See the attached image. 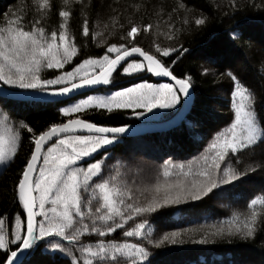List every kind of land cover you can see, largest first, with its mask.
Instances as JSON below:
<instances>
[{
  "label": "snow or ice",
  "instance_id": "obj_1",
  "mask_svg": "<svg viewBox=\"0 0 264 264\" xmlns=\"http://www.w3.org/2000/svg\"><path fill=\"white\" fill-rule=\"evenodd\" d=\"M77 3L78 0H20L0 21V85L25 90L16 93L0 88L3 97L0 104L7 109L0 110V162H11L17 157L23 143L22 130L28 134L31 145L30 156L14 186V197L21 211L15 215L10 233L7 225L13 218L0 215V249L8 250L0 264H16L18 253L34 249L38 241L45 240L59 257L53 264H61V261L66 264H152L144 244L130 242L127 238L155 245L176 244L184 242V232H168L153 241L149 221L136 220L184 201L204 202L205 197L211 199L227 194L233 182L246 175L233 166L231 157L264 143V128L257 123L254 95L237 75L229 72L233 84L231 124L209 143L195 168L191 162L186 167L183 163L164 160L160 173L163 179L158 178L144 190L148 195L144 192L137 195L122 171L128 165L122 161L107 164L113 159L110 148L115 147L114 142L121 141V134L126 133L128 125L105 126L81 119L79 114L86 110L114 113L131 109L133 116L140 117L153 109H175L182 96L190 95L192 77L178 78L165 66L163 58L171 59L176 53L179 59L187 49L161 47L155 43L156 54L146 51L136 45L135 39L142 32L150 31L152 25L132 24L120 38L127 43H110L103 55L89 56L70 70H64L79 53L76 36L71 31ZM230 5L236 7L235 0H230ZM79 7L83 14L82 35L94 41L103 36V32L90 31L85 12L87 5L83 0H79ZM178 9H186L183 0H178ZM53 17L56 19L50 23ZM206 20L203 15L194 17L197 26L204 25ZM184 23H189L188 19ZM165 35L169 40L174 39L171 33ZM133 54L143 59L133 58ZM171 62L175 64L176 60ZM117 66L129 75L146 71L170 77L175 86L144 82L109 90V95H88L59 108V113L68 117L66 122L52 123L39 132L28 123L21 121L17 126L11 121L12 109L7 98L11 97L17 104L33 106L46 98L37 94H51L70 101V93L82 95L81 89L109 85ZM47 70H59V73L54 72L49 77ZM190 107L185 100L178 111H187ZM222 163L226 166L222 167ZM251 170L249 167L248 171ZM247 208L249 212L243 218L234 214L219 226L212 225L211 231L194 242L208 244L225 234L253 238L264 224V195L252 198ZM130 221L133 226L128 227ZM118 230L125 239L108 238ZM10 245L15 249L11 250Z\"/></svg>",
  "mask_w": 264,
  "mask_h": 264
},
{
  "label": "trees",
  "instance_id": "obj_2",
  "mask_svg": "<svg viewBox=\"0 0 264 264\" xmlns=\"http://www.w3.org/2000/svg\"><path fill=\"white\" fill-rule=\"evenodd\" d=\"M19 2L0 0V21L3 14ZM83 3L87 5L85 12L90 31L103 32V36L94 41L90 36L82 35L80 26L83 14L78 0L77 5H74L71 31L76 36L79 53L71 65H65L64 70H70L89 56L103 55L110 43H127L120 38L126 35L132 24L152 25L150 31L142 32L135 39L136 45L146 51L156 54L155 43L161 47L187 49L179 59L176 53L171 55V59L163 58L165 66L178 78L192 77L193 99L184 116L164 128L123 135L121 141L114 142L115 147L110 148L113 159L107 164L111 166L122 161L128 165L122 171L126 173L125 179L137 195L140 192L148 195L144 190L149 189L158 178L163 179L160 173L164 160L183 163L186 167L191 162L195 168L196 161L207 150L209 143L231 124L234 119L230 96L233 84L229 72L237 75L252 91L258 114L257 123L264 128V0H235L236 7L230 5V0H183L187 10L178 9V0H83ZM201 15L207 17L206 23L197 26L194 17ZM55 19L53 17L50 23ZM185 19L189 23L185 24ZM165 33H171L174 39L169 40ZM101 40L104 43H100ZM172 60H176V63L172 64ZM54 72L58 74L59 70H47L46 74L50 77ZM144 82L171 83L155 78L146 71L125 74L120 67L113 73L109 85L73 97L70 101L40 102L38 106L17 104L12 98H7L6 102L12 109L10 118L14 124L18 126L22 121L39 132L52 123L66 122L68 117L62 116L59 108L68 103L78 102L88 95H109L110 91ZM0 99L3 97L0 96ZM182 105L183 96L175 109H153L140 117L133 116L131 109L114 113L86 110L79 115L82 119L105 126L159 124L174 118ZM0 110L7 111L3 104H0ZM27 136L22 130L23 143L13 161L0 162V215L13 218L7 225L9 233L14 227L15 215L21 211L14 197V186L17 175L30 156L31 145ZM230 162L241 172H246V175L233 182L234 186L227 194L211 199L205 197L204 202L184 201L136 220L149 221L153 241L165 233L183 231V243L155 245L138 238L127 239L133 243H143L152 264H264V224L260 225L253 238L225 234L213 238L208 244L194 242L205 232L211 231L212 225L219 226L234 214H240L243 218L249 212L247 204L250 200L257 195H264V143L232 156ZM223 166L226 164L222 163ZM249 167L253 170L248 171ZM131 226L133 223L130 221L128 227ZM108 238L125 239L119 230ZM10 249L14 250L15 246L10 245ZM6 251L0 249V260L6 259ZM58 259L45 240L43 243L38 241L34 249H29L22 262L53 264ZM61 264L66 262L61 261Z\"/></svg>",
  "mask_w": 264,
  "mask_h": 264
},
{
  "label": "water",
  "instance_id": "obj_3",
  "mask_svg": "<svg viewBox=\"0 0 264 264\" xmlns=\"http://www.w3.org/2000/svg\"><path fill=\"white\" fill-rule=\"evenodd\" d=\"M133 58H138V59H141V60L143 59L142 57H138V54H133ZM129 59H131V58H129ZM121 63L124 64V62H121ZM118 68H120V66H117V69ZM152 75L155 78H158V79L168 80L173 85H175V81H172L170 77L156 76L154 74H152ZM103 86L104 85L94 86V89L93 90L81 89V90H79V92H81L82 94H84V93H88V92H92V91L98 90V89H100ZM0 88H6V87L4 85H0ZM6 89H8V88H6ZM8 90L9 91H12V92H16V93H23L24 92V91L10 90V89H8ZM189 93H190V95L188 97H183V98H184V101L185 100H188L189 103L191 104L192 99H193V91H192V88L189 89ZM37 95H44L46 97L45 100L42 101L44 103L59 102V101H64L65 100L64 98H61V97H52L51 94H37ZM68 95H70L72 98L78 96L75 93H70ZM9 98H11V97H9ZM183 105H184V102H183ZM182 108H183V106H182ZM185 113H186V111H179L174 118H172L170 121L165 122V123L146 124V125H137V126H128V128L126 130V133L121 134V136H123V135L141 134V133H144L145 131L164 128V127H166V126H168V125H170L172 123H175V122L179 121L184 116ZM27 253H28V250L23 251L22 253H18V257L16 258V264H18L19 262H21L25 258V256L27 255Z\"/></svg>",
  "mask_w": 264,
  "mask_h": 264
}]
</instances>
